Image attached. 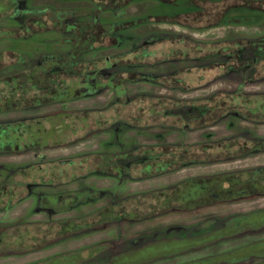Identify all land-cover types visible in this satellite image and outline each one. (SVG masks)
<instances>
[{
  "label": "flooded vegetation",
  "instance_id": "obj_1",
  "mask_svg": "<svg viewBox=\"0 0 264 264\" xmlns=\"http://www.w3.org/2000/svg\"><path fill=\"white\" fill-rule=\"evenodd\" d=\"M86 1L96 10L83 9L91 15L83 20L95 23L78 25L73 32L79 38L88 29L93 33L90 38L97 39L96 50L81 58L74 55L77 48L73 46L69 55L79 69L91 72L69 89H51V100L29 109L9 106L0 112L3 116L62 106L54 114L0 120V126L14 129L7 134L6 128H0V263L264 264V163L236 166L264 157V136L256 130L264 126V114L249 105L244 95L253 94L247 86L260 83L247 84L238 102L222 95L231 91L223 89L182 98L174 94L205 92L214 85L182 88L181 73L166 69L167 64L195 62L196 56L190 54L198 48L182 52L178 45L161 42L154 47L146 40L141 41V49L133 48L135 37L258 28L264 18L255 9L252 24L197 29L195 24L172 18L168 6L144 0L137 3L149 4L146 12L124 19L125 23L139 17L149 20L130 29L128 47L109 42L111 47L100 49V39H112L102 33L116 30V25L99 23L103 13L113 12L102 10L101 5L117 7V0ZM238 1L249 2L252 9L258 2ZM18 5L17 0H0V22L15 18ZM32 11L26 14L24 30L0 24V41L27 36L26 32L69 31L60 19L54 26L42 25L30 16ZM141 29L146 34L137 35ZM262 37L264 33L194 39L219 43ZM110 50L120 54L91 57ZM6 53L11 57H0V79L40 64L68 61V55H50L29 70L7 75L1 60L10 64L8 68L23 61L10 51L0 55ZM139 85L148 87L133 90ZM105 94L109 99L104 105L68 108L73 102ZM231 111L236 116L229 115ZM22 125L30 126L29 133H21ZM221 125L227 135L209 132ZM198 132L203 133L202 140L191 141Z\"/></svg>",
  "mask_w": 264,
  "mask_h": 264
},
{
  "label": "trees",
  "instance_id": "obj_2",
  "mask_svg": "<svg viewBox=\"0 0 264 264\" xmlns=\"http://www.w3.org/2000/svg\"><path fill=\"white\" fill-rule=\"evenodd\" d=\"M142 1L144 0H117V7H109L108 5L103 6L104 4H102L101 7L102 10H113V12H116L129 7L133 3ZM156 1L162 3L165 7H169H166V9L172 11V18L179 19L181 24H195L197 29L217 24H252L254 23L252 19L254 14L252 12L256 11L255 9H257L259 18H264V0H258L255 5L256 7L253 9L252 6L248 5L249 2L241 3V1L238 0ZM252 3L254 2L252 1ZM63 16L64 15L48 17L47 15H43L37 19L42 25L54 26L56 21ZM241 18L243 19L241 20ZM146 21L149 20L139 17L129 20L126 23L121 22L116 24V30L112 32L107 30V32L102 33L103 37L108 34L112 39L110 41H107L105 38L100 39V49L111 47L110 43L119 46L120 43H122V39H129V37L124 36L125 33H129L131 31L130 29L134 27L146 24ZM94 23L95 21L93 19H89L84 25H93ZM77 34L78 33H76V35ZM92 34L93 33L88 32L86 28L82 30L81 36L75 41L77 43L75 56L82 55V49H85L86 56H89V52L96 50V48H94L96 45L94 42L97 41V39H95L96 37L90 38ZM121 36L123 38H121ZM134 39V51L138 48L141 49V41L144 40L149 42V44H147L148 46L153 45L154 47H156L157 43L161 42L164 44L166 43L169 47L170 45L168 43L172 44L171 46L178 45V48H180L182 52H185L187 47H189L190 50H192V47L193 49L194 47L198 48L197 51L195 50V52H191L190 54V56H196L195 62H193V60H188L189 62L185 60V62H181L182 64L174 65L173 63L166 65L168 73L173 72L172 74L174 75L175 73H181L182 84L180 87L182 88H193L195 81L192 80V77L195 75L200 77L198 79L201 83L199 87H207L220 81L235 80L238 82V86L233 90L234 92L220 93H222V95H227L230 99L233 98L234 102H238L240 91L242 90V93H244L243 89L247 84L264 83V37L238 39L237 41L227 40L219 43H205L186 35L165 33L163 36L149 35L145 39H140V37H135ZM84 43H86V46L82 48L81 45ZM188 52L189 51H186V53ZM72 57H74L72 54L68 55V61L64 62V60H62L61 64H59V62L51 64L44 63L26 73L0 79V112L10 109L8 108L9 106L14 107V109H29L32 107V104L39 105L38 103L41 101L51 100L52 97L48 96L52 93L49 92L51 89H69L74 84L81 82V76L84 77L91 71L79 69L78 63H75V61H73L74 59H71ZM232 59L237 60L233 63ZM201 74H210V78L203 81V76ZM186 76H190V79H187ZM237 89L239 90L237 91ZM244 95L249 105L255 106L264 114V93H245ZM236 114L235 111L229 112V115L236 116ZM1 127L6 128L7 134H10L14 130L10 126H0V128ZM29 131L30 126L22 125V134L29 133Z\"/></svg>",
  "mask_w": 264,
  "mask_h": 264
},
{
  "label": "rangeland",
  "instance_id": "obj_3",
  "mask_svg": "<svg viewBox=\"0 0 264 264\" xmlns=\"http://www.w3.org/2000/svg\"><path fill=\"white\" fill-rule=\"evenodd\" d=\"M18 2V15L10 20L1 21L0 24L2 27L7 28H20L21 30H24L25 27V20H26V14L32 9L31 17L33 18H39L43 15H47L48 17H57L64 15V18L60 19L59 23L62 26L68 25L70 29L66 32H60L58 30H50L46 32H38V33H31L26 32L27 36L20 37V38H4L2 41H0V53L1 51H10L14 54L18 55L22 59V63L11 66L8 68V65L5 64L3 60H1L2 64L1 66L4 68V72L7 75H14L17 73H20L22 71L29 70L33 68L34 66L38 65L42 59L46 56H56L60 55L67 56L72 52L73 46H76V33L73 32V29L77 25H84L89 20H83L87 17V15L91 16V12H95L96 7L91 4L90 2L86 0H17ZM149 4H140L136 3L131 5L127 11L122 12H108L103 13L99 17V23L102 25L107 26H115L116 24H119L121 22H124L125 18H131L135 16H139L146 12L148 8H150ZM90 10V13L84 14L82 11ZM60 10V11H58ZM86 15V16H85ZM68 18V19H66ZM54 22V21H53ZM172 28V29H171ZM170 30H176V31H183L178 28L171 27ZM72 30V31H71ZM138 33L137 35H144L146 32L141 30H136ZM186 36L188 34L192 35V38L197 39H203V40H212V39H221L228 36H235L240 34H247V35H258L259 33H264V23L261 24L258 28H221L216 29L213 31H209L207 33H191L187 30L183 31ZM130 35H133L131 32L125 33L124 36L128 37ZM127 39H122L121 46L128 47ZM73 41L74 43H72ZM135 41V39H134ZM109 43V42H108ZM170 45V43H168ZM86 46V43L82 44L81 47L84 48ZM3 49V50H2ZM155 50V49H153ZM85 49L82 50V57H86ZM116 54H120L119 50H110L103 53H100L98 55H92L94 56H101V57H108V56H115ZM4 56L5 58L11 57L10 54L0 55ZM90 57V56H89ZM9 61V60H6ZM5 75V74H3ZM203 77V81L208 80L210 78V74H201ZM187 79H190V76H186ZM200 77L195 75L192 77V80L195 81L196 86H199L200 81L198 80ZM194 84V85H195ZM238 86L237 81H220L214 83L208 90L205 92H197L194 94H174L182 98H197L204 95H208L209 92L217 91V90H231L233 91ZM148 86L145 85H139L132 87L133 90H141V89H147ZM250 93H264V83L260 84H254L247 86L246 89ZM154 91H157L162 94H170L165 90L161 89H154ZM172 95V94H171ZM109 94H105L104 96H101L99 98L89 99V100H81L77 102L71 103L68 108L70 109H82V108H88V107H97L100 105H104L108 102ZM62 110L61 105L51 106L47 108H43L37 111H26V112H15L11 114H6L3 116H0V120H12L16 118H30L33 116H38L40 114H54L58 111ZM258 135L264 136V126H261L256 129ZM208 132V131H206ZM205 132V133H206ZM212 134H214L217 137H222L228 134L226 128L224 125H221L220 127L214 128L211 131ZM203 133L198 132L191 135V141H200L202 140ZM264 163V157L258 158V159H251L246 162L237 163L236 166H252L257 164H263ZM246 208H250V206H247ZM35 258V257H34ZM140 259V257H138ZM30 258L27 259L29 261ZM17 262L15 260H9L0 264H16Z\"/></svg>",
  "mask_w": 264,
  "mask_h": 264
}]
</instances>
